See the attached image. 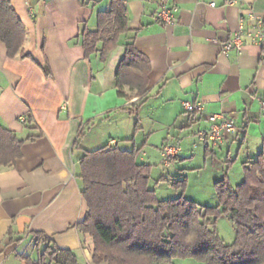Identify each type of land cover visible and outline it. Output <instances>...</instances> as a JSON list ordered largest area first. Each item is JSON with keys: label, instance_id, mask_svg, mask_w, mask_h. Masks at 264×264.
I'll return each mask as SVG.
<instances>
[{"label": "crops", "instance_id": "crops-1", "mask_svg": "<svg viewBox=\"0 0 264 264\" xmlns=\"http://www.w3.org/2000/svg\"><path fill=\"white\" fill-rule=\"evenodd\" d=\"M10 2L26 42L24 56L10 58L0 40V124L23 147L16 164L0 171V264L38 260L46 244L37 234L73 251L79 264H108L94 262V240L77 228L87 212L80 161L86 152L118 147L140 149L138 162L145 163L150 124L167 129L161 151L169 139L197 137L211 114L234 118L236 132L223 146H203L206 166L218 171L211 175L215 182L228 166L229 176L242 181L244 163L260 154L264 159L261 47L246 43L241 52L221 51L242 17L264 15V0H125L130 31L104 60L100 52L87 55L80 36L85 27L97 28L98 12L111 0ZM165 2L178 8L174 25L155 20ZM132 40L151 65L145 101L129 88L120 96L116 85ZM186 101H200L205 110L187 114ZM184 156L189 155L182 151L176 160ZM173 264L203 263L176 259Z\"/></svg>", "mask_w": 264, "mask_h": 264}, {"label": "trees", "instance_id": "trees-1", "mask_svg": "<svg viewBox=\"0 0 264 264\" xmlns=\"http://www.w3.org/2000/svg\"><path fill=\"white\" fill-rule=\"evenodd\" d=\"M125 0H111L98 12L95 30L85 27L81 43L87 55L100 52L104 60L128 31ZM0 40L8 57L24 56L26 30L10 0H0ZM151 65L132 40L126 45L116 74L118 94L129 88L145 101L149 93ZM140 106L132 110L137 113ZM80 133L79 138L82 137ZM79 143V142H77ZM23 141L0 124V171L22 157ZM140 149L104 147L86 152L80 161L82 195L87 212L77 228L94 240V262L108 264H173L195 259L203 264H264V159L244 163V179L233 184L226 168L215 182V207L181 195L159 200L150 188L152 165L138 162ZM185 181L174 183L183 186ZM234 224L236 238L227 244L216 224L220 217ZM46 244L38 260L30 264H79L76 254Z\"/></svg>", "mask_w": 264, "mask_h": 264}, {"label": "rangeland", "instance_id": "rangeland-1", "mask_svg": "<svg viewBox=\"0 0 264 264\" xmlns=\"http://www.w3.org/2000/svg\"><path fill=\"white\" fill-rule=\"evenodd\" d=\"M146 128L147 131L151 132V138L145 146L146 156H143V158L145 159V163L152 165L150 188L156 191L157 198L159 200H167L184 195V197L202 205L210 207L217 206L219 202L214 188L215 180L211 175L218 173V171L210 166H206L203 158L204 147L198 138L195 136L191 137V139H186L190 142L186 140L182 142L181 140L177 141L176 138L169 139L167 142L175 145L179 144L183 153L189 156H184L182 159H175L169 165H166L159 147L163 141V136L167 133V129H158L152 124ZM191 150L195 153L194 157L189 153ZM219 177L221 178V176ZM241 177L243 179L242 174ZM230 179L233 184L241 182V180H238V177L233 179L230 177ZM178 181H185V183L183 186H175L174 183ZM216 227L220 236L227 244H232L235 241V227L229 218L225 216L220 217ZM32 248L35 253L39 251L35 244Z\"/></svg>", "mask_w": 264, "mask_h": 264}, {"label": "built area", "instance_id": "built-area-1", "mask_svg": "<svg viewBox=\"0 0 264 264\" xmlns=\"http://www.w3.org/2000/svg\"><path fill=\"white\" fill-rule=\"evenodd\" d=\"M214 5V4H212ZM178 8L175 4L163 3L155 12V20L163 24H175V16ZM246 43L256 44L261 47V61L264 64V15L249 12L241 18L240 28L233 37L221 45L223 54L230 51L241 52ZM187 114L194 115L205 110L200 101H186L183 104ZM261 107L264 113V95L261 99ZM209 126L197 132L199 142L207 149H216L225 144L230 135L236 132L237 126L234 118L224 113L211 114L208 116ZM182 152L179 144H165L161 155L166 165L174 161Z\"/></svg>", "mask_w": 264, "mask_h": 264}]
</instances>
